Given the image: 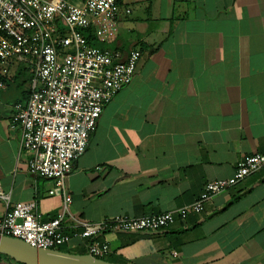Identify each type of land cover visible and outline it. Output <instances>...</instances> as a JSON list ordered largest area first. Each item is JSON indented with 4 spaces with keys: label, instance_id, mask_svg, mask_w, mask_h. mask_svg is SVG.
Listing matches in <instances>:
<instances>
[{
    "label": "crops",
    "instance_id": "0c3cea01",
    "mask_svg": "<svg viewBox=\"0 0 264 264\" xmlns=\"http://www.w3.org/2000/svg\"><path fill=\"white\" fill-rule=\"evenodd\" d=\"M85 35L121 60L134 49L142 57L64 181V233L82 222L176 211L264 151V0H116L115 14L91 21ZM3 76L0 218L17 202L51 218L63 197L28 173L11 122L32 73L15 63ZM94 240L108 244L104 260L115 264H264V167L165 231ZM86 243L72 239L61 251L87 254ZM0 264L15 262L0 256Z\"/></svg>",
    "mask_w": 264,
    "mask_h": 264
},
{
    "label": "built area",
    "instance_id": "2783aa9c",
    "mask_svg": "<svg viewBox=\"0 0 264 264\" xmlns=\"http://www.w3.org/2000/svg\"><path fill=\"white\" fill-rule=\"evenodd\" d=\"M115 11L116 0H0V101L5 70L21 63L32 76L26 102L13 106L12 128H19L21 151L29 156L28 173L51 180L53 192L63 197L62 210L47 219L33 202L8 207L0 218V235L37 249L60 251L77 238L88 241L87 254L104 259L110 249L106 242L94 240L100 234L165 231L189 212L202 214L215 195L264 167V151L248 155L230 178L207 182L190 205L176 211L82 222L63 232L71 204L64 181L84 153L103 107L130 84L142 57L134 49L121 60L115 51L90 45L82 34L91 21L112 17Z\"/></svg>",
    "mask_w": 264,
    "mask_h": 264
},
{
    "label": "water",
    "instance_id": "95a60500",
    "mask_svg": "<svg viewBox=\"0 0 264 264\" xmlns=\"http://www.w3.org/2000/svg\"><path fill=\"white\" fill-rule=\"evenodd\" d=\"M0 255H6L19 264H115L89 254L37 249L20 239L4 235H0Z\"/></svg>",
    "mask_w": 264,
    "mask_h": 264
},
{
    "label": "trees",
    "instance_id": "16d2710c",
    "mask_svg": "<svg viewBox=\"0 0 264 264\" xmlns=\"http://www.w3.org/2000/svg\"><path fill=\"white\" fill-rule=\"evenodd\" d=\"M82 34L84 35V37L86 38L87 42H88L90 45L95 46V45H93V44L90 43L89 38L85 35V29L82 30ZM96 47H97V46H96ZM2 79H3V81H4V77H3V76H2ZM28 95H29V92H28ZM27 98H28V97H27ZM0 256H2V257H4V258H7V259H11V258L7 257L6 255H0ZM11 260H13V259H11ZM14 262H15V261H14ZM15 264H19V263L15 262Z\"/></svg>",
    "mask_w": 264,
    "mask_h": 264
}]
</instances>
